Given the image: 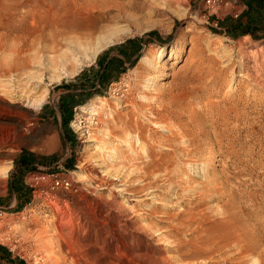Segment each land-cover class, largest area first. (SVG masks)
<instances>
[{"label":"rangeland","instance_id":"374dc122","mask_svg":"<svg viewBox=\"0 0 264 264\" xmlns=\"http://www.w3.org/2000/svg\"><path fill=\"white\" fill-rule=\"evenodd\" d=\"M249 1L186 0L183 7L188 10V16L185 17L183 9H169L154 2L153 7L147 5L141 12L131 10V19L127 21L109 24L100 40L92 41L84 50L74 51L76 55L66 48L53 55L39 54L36 61L31 60L27 65L28 69L15 68L14 58L9 54V48L13 47L12 38L9 41L8 37L14 24L11 19L22 12L0 11V101L15 100L31 109V114L18 116L15 120L19 126L12 133V150L9 156L0 158V172L6 170L4 178L0 177V221L3 224L0 225V246L23 264H183L179 259L184 252L188 257L184 262L188 260L186 263L189 264H195L192 263L195 261L224 264L217 260V253L209 258L193 260L190 257L215 249L213 245L200 243L218 241L217 237L225 227L221 219L228 197L220 194L223 189L212 196H189L191 200H182L183 203L179 204L176 197L183 189L190 192L194 186L200 188L205 183L203 175L209 173L218 183L223 182L227 196L234 193L242 210H249L250 200L264 203V90L257 91L252 97L249 88L254 83L246 79L242 82L239 78V74L247 75L241 68L242 55L237 46L242 37L262 42L264 36L259 40H253L249 35L232 38L228 35L231 21L221 27L218 23L225 22L226 18L238 19L246 11ZM128 40H137L139 53L133 60L125 61V66L110 84L98 92L88 91L81 105L62 103L66 84H72L86 71L85 79L88 75L95 77L91 67L98 56ZM99 42L106 45L97 51ZM3 44L11 46L6 45L5 51ZM172 46H178L175 64L167 60ZM160 48L164 49V55L159 60ZM148 51L152 55L144 66L139 60ZM263 56H259L262 67ZM47 59L49 64L55 61L53 63L58 65L49 66ZM157 75L163 76L156 80ZM183 82L189 83L187 88L191 95L188 93L180 101L176 117L184 119L183 112L188 110L192 114H187V119L194 121L192 127L208 128L212 137V123L217 120L214 122L221 126L217 130L221 131L219 140L209 137L210 145L199 146L197 143L188 145L185 137V140L179 138L176 142L179 150L174 154L167 150L170 143L164 138L178 131L180 124L162 121L160 117L151 118V125H146L142 117L137 119V123L144 127V133L148 132L144 135L153 136L143 141V151L147 155L140 151L143 146L135 141L134 134L120 125L121 128L108 127L113 136L108 140L114 150L112 157L95 152L96 143L80 139L79 128H84L81 130L84 133L93 128L96 137H101L97 130L94 131L95 117L90 116L91 105L101 119L109 114L114 118L117 115L125 118L130 109L123 108V102L157 109L168 102L164 91ZM42 95L45 96L43 103L40 107L34 106L32 100ZM113 96L118 99L114 100ZM44 105L51 108V114L42 115ZM64 106L72 110L67 125L62 112ZM234 107L239 111L237 117L225 121L224 117L233 114L226 111L225 114L224 110ZM142 114L148 115L146 112ZM165 127H169L168 132ZM250 132L251 135H247ZM185 149L190 150L191 161L188 159L191 155L181 156V150ZM207 152H212L213 160L203 159ZM148 156L157 161L171 156L175 165L165 173L163 169L149 167L154 161L149 163ZM98 160L105 161L104 170L111 180L109 188H96L86 178ZM180 168L184 174L177 172L174 181H182V184H175L171 189L167 174ZM102 172L99 170V175ZM53 177L69 180L75 190H51ZM201 200L202 203L198 204ZM51 204L57 207L62 221L54 217ZM238 216L242 223L247 219L241 217V211ZM226 253L233 256L235 252L228 250Z\"/></svg>","mask_w":264,"mask_h":264},{"label":"bare ground","instance_id":"6f19581e","mask_svg":"<svg viewBox=\"0 0 264 264\" xmlns=\"http://www.w3.org/2000/svg\"><path fill=\"white\" fill-rule=\"evenodd\" d=\"M184 1H186V0H0V11L11 12V14L13 12H20V13L22 12L20 16L18 15V17H16V15L12 16L11 20H12V23L14 22V24H13V27H11V30H10L8 37H10L9 41L12 38L11 43H12L13 47L9 48V54L14 58V64H13L14 67L18 68V69H25V68H27V65L29 66V64H31L30 63L31 60L36 61V59H38V58H36V55H39V54L42 55V54L46 53L47 55L48 54L53 55V54H57L59 51L66 48L67 50H70L71 52H73V55H76V54H74V51L76 52L77 50H80V49L84 50L86 47L91 45L92 41H94L96 39L100 40L101 34H103L104 32L107 31L105 29L109 24L116 23L119 20L127 21V20L131 19V16L129 14V12L131 10H136V11L141 12L144 10L145 6H147V5L152 6L154 4V2L159 3V5L161 4V6L163 5V7H167L169 9L170 8H172V9L179 8V10L183 9L182 15H184V17L188 16V10L183 7V5L185 3ZM179 17H180V13H179ZM187 30H189V29H187ZM6 37H7V35H6ZM5 39H7V38H5ZM199 40H200V38H199ZM98 44L99 45H98L97 51H99L100 49H102L106 45L105 43H100V42ZM6 45L7 44L2 45V48L4 50L6 49L5 48ZM7 46L9 47L11 45H7ZM237 46H238V51L240 52V55H242L241 68L244 72H246V74H244V75H247V76H243V75L239 74V78H241V81L243 79H246V80H249L250 82L252 81V83H254L249 88L250 89L249 94L252 97H255V95L257 94V91L262 92L264 90V67H262L263 62H261V61L259 62V56L264 55V41L253 42V41L249 40V38L247 36H245V37H242L238 41ZM177 48H178V46H172L171 49L169 50V53H168L167 60L171 61L172 64H175V62L178 58ZM1 51H3V50L1 49ZM151 55H152L151 51L146 52L145 55L140 58V60H139L140 64H143L144 66L147 65L149 57ZM163 55H164V49L160 48L159 49V55H158L159 60L161 58H163ZM263 58H264V56H263ZM48 59H47V61H48ZM49 61H48L49 66L51 64H53L54 66L58 65V64H55L56 62L53 60L52 61L55 63L51 62V64H49ZM87 61H89V60H87ZM32 63H33V61H32ZM28 68H30V67H28ZM73 70H72V72H74ZM10 72L13 73V71H10ZM162 76L163 75H157L156 80H160V78ZM229 79H230V77H229ZM245 82H247V81H245ZM187 83L188 82H183L179 86L177 85V87L174 89H172L171 88L172 86H171L169 89H167V91H164V92H166L164 94H166L168 96V102L163 107H159V105H158L159 108H157V109L153 108L152 106H150V107L136 106L133 102H128V103L123 102L124 103L123 108H126V109L129 108L130 109L127 111V113H125V115H124L125 118L122 117L124 119L119 117V115H117V114L116 115L118 116V119L116 118L117 117L116 115H115L116 116L115 117L116 119H115L114 117L109 116L110 114L108 113L109 115L105 116L106 118L103 116L105 119H103V117H102V119L104 120L103 121L101 119V117H97L95 110H93L94 105H91L92 107L90 106L91 107L90 116H91V118L95 117L94 123H95L96 129H94V131L97 130V132L101 134V135H99L101 137H96V135L93 133V130H92L93 128L91 130L87 129V133H84L81 131L84 128H79L78 130L80 131V139L85 138L82 140V142L96 143L97 148L95 147V152L99 151L101 153L107 154V156H110L111 154L114 153V150H112L110 147L111 144L109 143V141H110L109 138H111L113 136H112V133L110 132V130L108 129V127L115 129L116 126L120 125L123 128H126L127 130H129V133L134 134L133 138H135V141L137 143H139V146H143V147H141L140 151L142 150V152H144L142 154L147 155V153L145 151H143L144 145H145L143 143V141H145L147 137L152 138L153 136H152V134H149L147 136L144 135L148 132L144 133V130H143L144 127L139 122H138L139 124L137 123V119L138 118L140 119L142 117L145 120L144 123H146V125H147L149 123H152L151 118L157 119V117L158 118L160 117V119L162 121L173 122L172 124H174V123L180 124V126L178 125L179 127L177 126L179 128L178 131H176L174 133L171 132L170 136H168V138H164L165 141L169 140V143L171 144V145L170 144L168 145L170 148H167V150L169 152H172L175 154L179 150V144H176L177 140L179 138H184V137L187 139L186 143L188 145L189 144L194 145V143H197L199 146H206L207 144L210 143L209 137H212V133L211 134L209 133L208 128L207 129H199V128H196L194 126L192 127V124H193L192 122H194V121H192V119H187V117H188L187 114L190 115V113H191V112L188 113V110L183 112L182 116H184V119H182V117H176V112H178L177 109L179 107H181V105H178V104H180V101L184 100L183 98H185L186 95L188 96V93H189V95H191L189 92V89L187 88L188 87L187 85L189 83L188 84ZM246 87L248 88L247 85H246ZM44 97L45 96L42 95V96L38 97L37 99L36 98L33 99L32 100L33 105L36 107H40V105L43 103ZM112 98L113 99L115 98L114 100L118 99L115 96H113ZM133 101H134V99H133ZM223 107H225V106H223ZM235 107H237V106L235 105ZM235 107L234 108H226L225 110L223 108H220V109L224 110V113L226 111L228 113L233 114L232 116H229L230 114H228L226 117H224V118H226V120L224 119L225 121H228L231 118L237 117V114H238L237 112H239V111H236ZM81 108H83V107H81ZM30 110H31L30 108L28 109V107L20 105L18 103V101L16 102L15 100L10 99V100H7V102L0 101V158L2 156H9V152L12 150V145H11V138L13 136L12 133L15 132L19 126L18 122H16L15 120L18 118V116L31 114ZM154 110H155V112H154ZM142 112H146L148 115H143ZM153 112L155 114L154 116H153ZM224 113H223V115H224ZM242 114H244V113H242ZM191 117H192V115H191ZM221 119H222V117H221ZM157 121H160V120H157ZM214 121L212 123L213 129H211V130H214L213 131V137L218 139L220 137V134H221V131L220 132L217 131L220 125L215 123L217 120L215 122ZM230 122H232V121H230ZM220 124H223V123L221 122ZM100 125L102 126L101 128L99 127ZM149 125H151V124H149ZM153 126H154V128L156 127V125H153ZM168 128L169 127L166 128V130H165L166 132H168L167 131ZM153 130H156V129H153ZM251 132L248 133L247 135H249V134L251 135ZM245 133H247V132H245ZM167 134H169V133H167ZM185 138H184V140H185ZM212 142H213V140H212ZM174 145H176V146H174ZM139 146H138V148H139ZM121 147H124V146L121 145ZM189 151H187L186 149L181 150V154H182L181 156H183L184 154H187L188 156H190L191 154L189 153ZM111 157H112V155H111ZM192 157L193 156L191 155L190 158H188V159L191 161ZM98 158L100 159L101 157L98 156ZM147 159L149 160V163H150V161H154V162H152V164H149V167H152L154 169L157 168L160 171L163 169L165 173L168 172V169L170 167L175 165V162L173 161V158L171 156H165V157L160 159L161 161L153 160L149 156L147 157ZM200 159H202V158L200 157ZM203 159L213 160L212 152H207L205 158L203 157ZM104 162H105L104 160L103 161L98 160L97 162L94 163V166H92V169L90 170L91 172L89 171V175L85 174V175H87L86 178H88V180L90 182H92V184H94L96 186V188L97 187L99 188V186H106V188H109V185L111 184V180L109 179L110 177L107 176V174L104 170L106 168L104 166L105 165ZM222 164L225 165V163H222ZM159 166H161V167H159ZM227 168H229V167H227ZM99 170H101V171L103 170V172L100 175H99ZM205 171L208 172V170H206V169H205ZM177 172L178 173L181 172L182 176L184 174L183 170L181 168L179 170L177 169V171H175V172H171V173L167 174L166 178L168 179V183H169L168 187H170L171 189L174 188L175 184L178 186H180V184H179L180 182L182 184V181H180L179 183L178 182L176 183V181H174L175 178L178 177V176H176ZM223 173H226L224 168H223ZM5 174H6V170L3 169V171L0 172V177L4 178ZM208 174L205 173L203 175V177H205V183L200 188H196L194 186L193 189L192 188L190 189L191 190L190 192L186 189H183V190H181L182 194L178 195L176 198H178L177 201L179 204V203H183L182 200L183 201L186 199L188 200L190 198L189 196H191L193 198H195L197 194L204 196V197L205 196H212L217 191H220L221 189H223L220 192V194L222 196H224V198L228 197V200L225 202V205H224V211L222 213L223 217L221 219L222 223H223V225H225V227H223V230L221 231L220 235L217 237L218 241L211 242V240H207V241L204 240L203 242L200 243L201 245H205V246L213 245L214 246L213 248H215L213 251L206 252V253H197L194 255L191 254L190 255L191 259L195 260V259L202 258V257L209 258V257L213 256L215 253H217L218 258H219L217 260L223 261L224 264H264V203L258 204L255 202V200H250L249 201L250 203L248 204L249 210L248 211L242 210V205L234 197V193H228V196H227L225 194L226 192H224V186L222 184L223 182L218 183L217 179H215V178L212 179L209 176L210 174L209 175ZM116 179H117V177H116ZM227 181H229V179ZM227 185H229V184H227ZM231 186H233V184H231ZM235 186L236 185H234V187ZM180 189H178V190H180ZM191 192H193L192 195H187L188 193H191ZM247 196H249V195H247ZM214 198H215V195H214ZM237 198H240V196H238ZM190 200H191V198H190ZM200 203H202V200L199 201L198 204H200ZM228 205H230V207H227ZM51 207L54 210V217L56 219H59L60 221H62L61 216H60V218L58 217L57 207H55V205H52V204H51ZM239 211H241V213L243 214V216H241V217H247V219H245L246 221L244 223H242L239 219V216H238ZM220 216H221V214H220ZM62 218H63V216H62ZM71 219H70V221H71ZM20 220H21V218H20ZM22 221H24V220H22ZM7 222H5V223H7ZM1 224H2V222L0 221V225ZM18 224H19V222H18ZM22 224H23V222H22ZM7 225H10V224H7ZM153 232L157 234V232H155V231H153ZM23 234H25V233H23ZM59 235H58V237H59ZM181 248H183V247H181ZM228 250H234V252H235L234 255L233 256H231L229 254L226 255L227 254L226 252ZM184 253L186 254V252H184ZM185 254H183L182 257L180 256L181 259H179L180 260L179 263L183 262V264L184 263L189 264V263H186V262H188V260L186 262H184V260L188 259V257ZM45 258H47V255L45 256ZM45 258H42V259L44 260ZM48 258H49V256H48ZM50 258H49V260H51ZM49 260H48V262H49ZM229 260H231V262H229ZM196 262L197 261L192 262V263L200 264L199 261H198V263H196ZM208 264H210V263H208Z\"/></svg>","mask_w":264,"mask_h":264},{"label":"crops","instance_id":"0c3cea01","mask_svg":"<svg viewBox=\"0 0 264 264\" xmlns=\"http://www.w3.org/2000/svg\"><path fill=\"white\" fill-rule=\"evenodd\" d=\"M140 45L137 40H128L125 44L117 46L114 49L107 50L99 55L96 63L91 67L92 73L96 76H85L88 71L83 72L75 78L72 84H66V90L63 92L62 103H81L88 91L98 92L105 88L118 75L120 69L125 66L126 60H133L139 53ZM96 68V70H94ZM83 83V84H81ZM88 83V84H87ZM87 85V86H86ZM66 108L65 106L63 107ZM42 115L51 114V108L43 106L41 108ZM0 264H23L19 259L15 258L3 246H0Z\"/></svg>","mask_w":264,"mask_h":264},{"label":"trees","instance_id":"16d2710c","mask_svg":"<svg viewBox=\"0 0 264 264\" xmlns=\"http://www.w3.org/2000/svg\"><path fill=\"white\" fill-rule=\"evenodd\" d=\"M246 7V11L238 19L226 18L225 22L218 23L221 27L231 21L228 35L232 38L249 35L253 40H259L264 36V0H251L247 2ZM62 112L64 113V123L67 125L71 119L72 110L64 109Z\"/></svg>","mask_w":264,"mask_h":264},{"label":"built area","instance_id":"2783aa9c","mask_svg":"<svg viewBox=\"0 0 264 264\" xmlns=\"http://www.w3.org/2000/svg\"><path fill=\"white\" fill-rule=\"evenodd\" d=\"M51 190L74 191L73 184L64 178L53 177L50 184ZM1 215V212H0Z\"/></svg>","mask_w":264,"mask_h":264}]
</instances>
